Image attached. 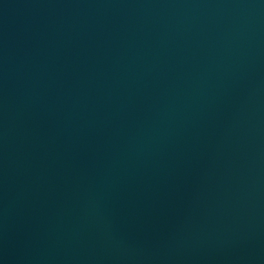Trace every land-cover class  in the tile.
I'll return each mask as SVG.
<instances>
[{
    "label": "water",
    "instance_id": "95a60500",
    "mask_svg": "<svg viewBox=\"0 0 264 264\" xmlns=\"http://www.w3.org/2000/svg\"><path fill=\"white\" fill-rule=\"evenodd\" d=\"M0 264H264V0H0Z\"/></svg>",
    "mask_w": 264,
    "mask_h": 264
}]
</instances>
